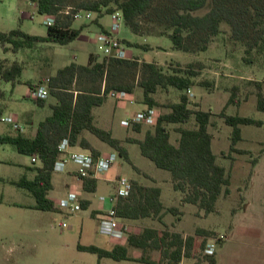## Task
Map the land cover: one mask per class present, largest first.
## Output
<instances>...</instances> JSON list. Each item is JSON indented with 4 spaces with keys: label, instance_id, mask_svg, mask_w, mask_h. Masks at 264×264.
Wrapping results in <instances>:
<instances>
[{
    "label": "rangeland",
    "instance_id": "1",
    "mask_svg": "<svg viewBox=\"0 0 264 264\" xmlns=\"http://www.w3.org/2000/svg\"><path fill=\"white\" fill-rule=\"evenodd\" d=\"M78 1L71 0L68 5L74 6ZM156 2L159 4L164 0H156ZM210 6L211 1L207 0L203 7L194 12L203 13ZM30 12H33L32 18L28 15ZM154 12L155 9L138 17L141 21L139 33L132 31L122 22L116 33L120 40L123 39L120 47L121 54L128 57L121 56L119 58L131 60V58L140 56L142 59L162 64L193 62L198 70L195 79L209 80L211 84L208 87L199 84L192 86L193 97L200 101L203 108L213 110L211 122L208 125V129L213 135L212 149L217 155V162L230 170V192L220 194L216 201V209L208 213H204L196 204L180 202L181 192L173 187L170 172L156 166L148 157L144 156L136 141L127 139L129 136L142 137L144 130L151 127L145 120H143L144 123L140 122V130H135L132 124L126 125L121 122L122 119L129 120L133 114L145 106L141 100V87L137 84L141 76V61L133 63V60L130 63H124L120 69L111 66L94 81H88L82 77L70 85L74 94L77 88L94 89L101 86L100 90H102L106 84L123 83L133 87V91L128 92L126 98L118 99L107 93L104 101L92 108L94 123L109 129L113 136L121 140L127 150L129 160L87 129L82 130L80 136L89 140L97 150L115 151L117 158L114 162L118 163L116 166L118 174L134 178L143 184L159 186L162 202L165 205H176L181 210L179 217L171 212L163 213V221L168 225L174 226L180 231L195 232L197 228L201 227L222 232L227 227L231 208L236 206L240 202L241 196L245 194L244 184L250 173V167L254 165L252 158L257 160L264 150L262 149L264 123L261 125L239 124L242 137L235 143V146L249 151H229V136L232 127L224 122L218 112L225 106L227 113H238L264 120V110L256 107L257 87L253 83V80H262L261 91L264 92V63L262 59L253 55L255 48L248 47L246 41L236 40L231 36L229 26L225 22L221 23L222 31L210 38L206 49L185 51L175 48L166 34L169 28L166 23L153 18ZM94 16L95 13L93 18ZM249 16V12H247L246 22L250 28L248 41L251 42L253 34H257L261 25L264 27V23L260 22L261 25L255 27ZM46 17L47 14L37 12L36 3L32 0H0L1 30L19 27L30 33L46 34ZM263 18L261 17L260 20ZM92 19L82 20L89 21V26L82 28L80 36L67 43L40 42L32 48H22L16 52L0 49V55L7 57L8 60L22 59L24 68L21 78L29 80L33 85L40 84L47 76L54 74L59 66L70 61L87 63L89 51L99 53V59L103 56L102 47L97 43L98 40L95 36L97 24L91 22ZM98 20L108 28L113 23L109 13H104L98 17ZM82 21L71 20V25L77 27ZM199 38L200 35L195 37L194 44L199 42ZM124 40L130 41V44H126ZM244 56H253L254 62H246ZM232 85L237 86L235 94L238 100L226 103ZM14 86L15 88L12 90L10 82L0 80L1 115L12 114L14 118L13 121L0 120V133H14L19 126L21 128L23 126L27 134L33 126L30 120H27L29 114L33 117L34 125H36L39 119L50 112L49 103L53 102L55 97L49 91L46 96L39 97L43 99V104H38L39 98L30 96V86L27 83L20 82ZM179 92L178 89L171 86L159 88L155 97L161 103L175 101L178 99ZM190 105L194 106L191 103ZM157 107L159 111L167 110L165 106ZM32 108L36 111L32 112ZM176 124L190 126L193 124V117L185 123ZM168 128L170 129V140L173 142L179 134L175 131L174 125L168 126ZM32 164L31 155L18 152L11 143L0 142V264H96V253L78 249L77 243H91L97 234L103 238L106 236L98 231L97 222L91 216V210L97 207L101 194L112 193L114 184L98 179L96 189L84 193L90 202L80 211L68 212L64 207L58 210L39 211V209L27 205L34 201L31 192L10 181L19 178L24 173L27 176L30 175L29 170H26L25 167ZM54 180H59L57 172L54 173ZM10 201H17L23 205L10 204ZM147 220L149 223L159 221L157 216L149 217ZM62 222L65 224L62 225ZM147 252L154 261L155 258L164 259L160 257L157 249ZM204 254L203 248L196 249L194 256H183L181 264H194L196 259L207 264ZM163 261L164 264L167 263L166 260ZM100 264L155 263L105 257L103 261L100 260Z\"/></svg>",
    "mask_w": 264,
    "mask_h": 264
},
{
    "label": "trees",
    "instance_id": "2",
    "mask_svg": "<svg viewBox=\"0 0 264 264\" xmlns=\"http://www.w3.org/2000/svg\"><path fill=\"white\" fill-rule=\"evenodd\" d=\"M36 3L39 13L53 14L54 22L47 25L46 34H36L24 31L19 27L9 30L0 29V49L16 52L22 48H32L40 42L67 43L74 39L85 25L81 23L74 27L69 14L59 12L71 0H32ZM207 0H164L159 4L156 0H79L73 8H85L95 12L91 22L96 23L100 31L109 32L98 22V17L104 13L119 10L123 16V23L132 31L139 33L141 21L139 16L155 9L153 18L166 23L169 28L166 32L172 46L185 51L196 49L204 50L208 47L211 37L222 31L221 23L228 24L231 36L234 39L246 41L248 47L255 48L254 56L262 59L264 63V0H210L211 6L203 13L194 11L203 7ZM253 26L258 27L257 34H253L251 42L249 25L246 14ZM91 20V19H90ZM200 35L199 42L194 44L196 36ZM120 40V39H119ZM123 40V39H122ZM122 40L121 43H122ZM126 44L130 41L124 40ZM98 54L90 52L85 64L70 61L58 67L54 74L48 76L49 91L55 97L50 103V113L41 118L36 125L34 135H28L19 128L14 133H0V142L11 143L18 152L35 154L40 164L26 166V170L33 171L29 177L25 173L17 179L10 180L17 186L24 187L31 192L34 202L27 204L30 207L44 210H57L54 201L47 195L52 187L51 176L53 163L57 156V143L60 138L68 136L70 143L79 144L90 149L93 153L99 152L89 140L80 136L82 130L87 129L98 138L116 149L118 153L129 160L126 148L121 140L112 135L109 129L96 125L93 121L92 107L100 105L110 89L132 92L130 84L116 83L98 86L94 89L77 88L76 93L70 87L78 78L85 77L94 81L101 77L111 66L121 68L124 63L139 61L136 58H119L105 56L98 58ZM246 62H254L253 56H244ZM136 59V60H135ZM141 76L137 84L141 87L143 103L148 107L165 106L167 110L161 111L154 124L144 131L141 138L127 137L136 141L141 153L148 157L156 166L167 169L171 174L173 187L181 192L180 202L196 204L204 213L216 209V201L220 194L230 192V170L216 160V153L212 150V133L208 129L213 111L200 107L189 98L187 89L193 84L209 86V80H195L198 70L193 62L187 64L162 65L153 61H141ZM24 68L22 59L0 55V80L10 82L11 86L24 82L29 86V80H23L21 74ZM256 85V107L264 110V92L261 91L262 80H253ZM111 85V86H110ZM173 87L178 89L177 100L161 103L155 97L159 88ZM236 85L231 86L226 103L237 101ZM1 91V90H0ZM38 103L43 99L39 98ZM225 123L231 125L229 151L247 152L249 150L238 148L235 143L241 138V123L261 125L264 120L247 115L231 114L223 106L218 112ZM1 116V108H0ZM193 117L190 126L178 125L175 130L179 133L176 143L170 140L169 123H185ZM132 126L139 130L141 123L134 122ZM231 156V155H229ZM256 158H252L255 163ZM84 190L93 191L96 188V178L83 176ZM132 186L129 195L116 203V211L120 216L138 218L157 216L159 220L165 212L180 213L176 205L165 206L160 199V188L157 185H147L131 180ZM89 200H81L82 207H86ZM23 205V204H21ZM92 214L95 210L91 211ZM212 233L206 228H197L194 234L183 236L179 231L172 230L165 225L164 228L143 226L139 232H128L126 244L115 243L106 248L94 243L83 244L78 242L77 248L96 253V264H100L101 257L113 259H137L152 262L148 250L157 249L160 257L168 264H177L182 256H194L196 249L204 248L205 235ZM137 248L141 254L134 258L129 248ZM207 264H216L213 253H205ZM194 264H202L196 259Z\"/></svg>",
    "mask_w": 264,
    "mask_h": 264
},
{
    "label": "crops",
    "instance_id": "3",
    "mask_svg": "<svg viewBox=\"0 0 264 264\" xmlns=\"http://www.w3.org/2000/svg\"><path fill=\"white\" fill-rule=\"evenodd\" d=\"M98 22L101 23L102 26L105 27L106 29H108L109 31H114L111 27L110 28L106 27L101 21L98 20ZM81 23L85 24L82 28H86L89 26L88 25L89 21H82ZM82 28H81V30H82ZM81 30L77 36H80ZM98 31H100V28L97 25V32ZM114 32H117V31H114ZM96 33H95V36H96ZM122 43H123V41H122ZM90 52L95 53L94 51H89V53ZM122 57H128V56L123 55ZM137 59L139 61H149V60L142 59L140 56ZM153 62H156L158 64H162V63H159L157 61H153ZM162 65H167V64H162ZM195 80H197V79H195ZM192 86H190L187 89L189 98L192 96L190 98L191 101L197 103V105H194L195 107L203 108L200 105V101L196 100L193 97L194 92H193ZM11 87H13L12 90H14L15 86H11ZM50 103H52V102H50ZM38 104H43V102L38 103ZM146 107H148L147 104H145V106L142 109H145ZM166 108L168 109V107H166ZM204 109H206V108H204ZM210 110L213 111L212 109H210ZM34 111H36V110L33 109L32 112H34ZM160 112L161 111H159L157 106L149 107L150 120L147 121L149 125L152 126L154 124L155 119ZM49 113H47V114H49ZM47 114H45V115H47ZM92 115H93V113H92ZM27 120H30L31 124L33 125L31 130H29V133H27V134L28 135H34V133L36 131V125L37 124L34 125V121H33L34 119L30 114H29ZM9 121H11V120H9ZM93 121H94V116H93ZM121 122L123 124H126V125L132 124L128 120H124V119H122ZM141 123H144V122L141 121ZM169 124L174 125V127L179 125L176 123H169ZM169 124H168V126H172ZM14 127H15V125H14ZM18 128L20 130H22L23 132H25L23 126H22V128L20 126ZM140 129H141V126H140ZM178 136H176L174 138L173 143L177 142ZM130 137H133V136H130ZM212 137H213V135H212ZM135 138H141V137H135ZM257 141L260 142L261 140H257ZM73 145H74V147H77L79 144H73ZM211 147H212V140H211ZM262 149H264V145H263ZM99 151H104V149L99 150ZM107 151H111L114 153V161H115V159L117 158L116 152L112 151V150H107ZM259 157H258L259 159L257 158L254 165L250 167L251 168L250 173L248 174L246 183L244 184L245 194H243L241 196L240 202L238 204H236V206H233L231 208V215H230V219L227 223V227L225 228V230L222 231L225 234V238L216 245L214 251L212 252L216 264H264V166H261V165H264V150L262 151V153ZM114 161L112 162V164L110 165V167L108 169H106L104 172L100 173L99 176L96 177V186L98 184V179H103L108 183V182H112L113 177L118 175V172L116 170L117 169L116 166H118L117 165L118 163L114 162ZM34 163H36L38 165V164H40V161L36 160ZM29 172H30V175H28V176L29 177L33 176L34 172L33 171H29ZM55 172H57L59 174V180H57L58 182L54 180V173ZM129 179L132 180L134 178H129ZM82 181H83L82 177H80L77 174V172L74 169V166L71 163H68L64 167L63 170H52V176H51L52 187L48 190L47 195L54 201V204L57 207V210L60 209L61 207H64L68 212H74L77 210L80 211L82 208H85V207H82L81 200H83V199L89 200V199L86 196H84V193L87 190H84L83 185H82ZM152 185H155V184H152ZM74 191H78L79 204L74 209H71L70 205H69V202H70L69 196ZM51 192H52V194H51ZM160 199H161V197H160ZM33 202H31V203H33ZM17 203L22 204V203H19L17 201H10V204H17ZM28 204H30V203H28ZM110 205L111 204L109 202L99 199V203H98L97 207L93 208L92 210H95V213H96L98 210H101V208L102 209L108 208ZM165 206H169V205H165ZM42 210H44V209H39V211H42ZM95 213L92 214V212H91V216L94 219H96ZM179 214L180 213L174 214V215L179 217ZM149 217H156V216H145V217H138V218H130V217L121 216L123 221L126 223V227L124 228V230L122 232L116 233V234H118V236H107L106 235L103 238L99 234H97L95 237H93L94 241L91 243H94L96 245L103 246L106 248L112 247L115 243L126 244L127 233L130 231L139 232L143 226H152V227H156V228H164L166 225L172 230L179 231L183 236L195 233L193 231H180L179 229L175 228L174 226L168 225V223L163 221V216H162V219L159 220L157 223H155V222L149 223V220H147V219H149ZM161 224H163L162 225L163 227L161 226ZM210 230H212V232L215 231L213 229H210ZM85 244H87V243H85ZM129 252L134 258L139 257L141 254L139 249L132 248V247L129 248ZM104 258H105V256L101 257L100 260L103 261ZM182 259H183V256L177 264H181ZM131 260L140 261L137 259H131ZM149 263L164 264V261L160 260L159 258H155V261L152 260V262H149ZM165 264H168V263L165 262ZM202 264H206V263L202 262Z\"/></svg>",
    "mask_w": 264,
    "mask_h": 264
},
{
    "label": "built area",
    "instance_id": "4",
    "mask_svg": "<svg viewBox=\"0 0 264 264\" xmlns=\"http://www.w3.org/2000/svg\"><path fill=\"white\" fill-rule=\"evenodd\" d=\"M64 14H69L72 20H90L95 13L93 10L85 8H73L70 5H66L59 10ZM113 23L111 28L116 31L120 28L123 22L122 13L119 10L109 12ZM29 17H33V12H30ZM54 22V15L47 14L45 18V24L50 25ZM114 31L103 32L98 31L96 38L98 44L102 47V55L106 59L110 57H121V41ZM49 77L47 76L40 84L30 86V96L33 98L44 97L49 92L48 86ZM110 95L117 97L118 99L126 98L127 92L124 90L110 89L108 91ZM0 120L13 121L12 114H5L0 116ZM150 120L149 107L140 110L133 114L128 120L130 123L141 122ZM38 157L35 154L31 155V161L35 162ZM114 161V153L111 151H99L93 153L90 149L78 145L74 147L70 143L68 136H64L59 139L57 143V156L53 163L52 170H63L64 167L71 163L74 166L75 171L80 177L89 176L96 178L100 173L104 172L110 167ZM112 182L114 184V190L110 194H101L100 200H105L111 205L108 208L98 210L95 213L98 231L107 236H118L117 232H122L126 227V223L116 211V203L121 198H126L131 190L132 182L125 175L118 174L113 177ZM70 208L74 209L79 204L78 191H74L69 196ZM65 222H62L64 225ZM206 239L204 250L205 253H212L216 245L225 238L223 232H212L204 236Z\"/></svg>",
    "mask_w": 264,
    "mask_h": 264
}]
</instances>
